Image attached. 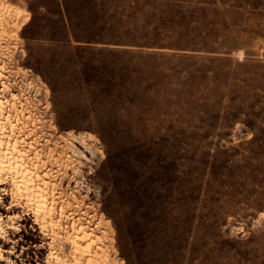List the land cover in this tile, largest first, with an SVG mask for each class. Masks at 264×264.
<instances>
[{"label": "rangeland", "instance_id": "374dc122", "mask_svg": "<svg viewBox=\"0 0 264 264\" xmlns=\"http://www.w3.org/2000/svg\"><path fill=\"white\" fill-rule=\"evenodd\" d=\"M0 73L60 220L6 175L0 264H264V0H0Z\"/></svg>", "mask_w": 264, "mask_h": 264}, {"label": "bare ground", "instance_id": "6f19581e", "mask_svg": "<svg viewBox=\"0 0 264 264\" xmlns=\"http://www.w3.org/2000/svg\"><path fill=\"white\" fill-rule=\"evenodd\" d=\"M14 104L11 105L14 106ZM6 105H9L7 98L4 100L0 99V181L4 182V177L6 175H10L12 177V182L15 184L18 193L17 195L23 197V199L27 201V205L33 209L36 216V223H39L40 229L46 231L47 227H49L52 232L51 234L55 237L57 236L56 229L60 226V220L56 221L53 217L55 200L53 199V201L48 203V191L46 190L48 181L46 182L44 178L40 177L38 171L35 172L38 167H32L26 162L25 157H27V153L21 150L19 146L22 141L19 142V140L15 138L18 125L16 122L11 120L10 113L5 115ZM16 120L18 122L17 118ZM7 125H9L10 128L9 132L7 131L9 129H7ZM75 141L80 145H83L87 150L89 149V143L85 136H77ZM84 156L86 157V155ZM54 195L55 192L52 197H54ZM59 212V215H64L65 211L63 206H60ZM15 216L17 217V215ZM15 216L10 215L9 219H13ZM1 222L2 217L0 216V233H2L3 229ZM47 224H49V226ZM68 227L69 225L65 226L66 229ZM70 228L74 230L73 235L75 234V236L72 235V237L69 233L67 239L71 245V257L74 259L73 264H83L85 259L88 264L97 260H101L106 263L107 258L103 250L102 256H98L96 252H92V246L96 241L92 239L93 234L86 230L87 226L80 224L76 227L75 222L73 221L70 224ZM49 255V258L56 259L57 263L69 264L70 262L68 257H61L56 251ZM4 259L5 257L0 251V260Z\"/></svg>", "mask_w": 264, "mask_h": 264}, {"label": "snow or ice", "instance_id": "6c2138e0", "mask_svg": "<svg viewBox=\"0 0 264 264\" xmlns=\"http://www.w3.org/2000/svg\"><path fill=\"white\" fill-rule=\"evenodd\" d=\"M3 183V181H0V184H2Z\"/></svg>", "mask_w": 264, "mask_h": 264}]
</instances>
